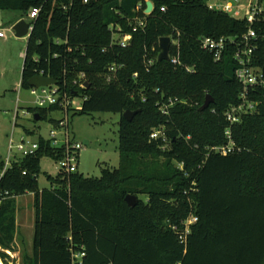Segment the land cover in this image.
<instances>
[{
    "label": "trees",
    "instance_id": "trees-1",
    "mask_svg": "<svg viewBox=\"0 0 264 264\" xmlns=\"http://www.w3.org/2000/svg\"><path fill=\"white\" fill-rule=\"evenodd\" d=\"M150 1L154 10L143 15L135 7L144 0H0V10L19 12L15 21L39 8L26 38L22 89L43 75L81 100L68 108L72 115L120 114L118 169L99 177L57 171L39 189L41 158L58 161L64 148L38 135L37 150L0 176L1 249L13 250L16 197L33 194L31 252L19 264H264V87L247 91L255 110L236 112L234 123L226 118L242 102L235 51L248 25L207 9V0ZM137 16L145 25L132 31ZM117 28L131 34L125 46L113 40ZM253 28L260 64L264 13ZM205 36L226 39L220 60L202 48ZM161 37L177 41L169 60H157ZM207 94L213 101L200 110ZM126 110L138 113L125 120ZM54 111L62 107L27 108L57 127L48 117ZM157 130L162 134L152 138ZM226 130L233 144L221 154L214 148L227 146ZM128 194L137 197L133 207ZM190 215L197 220L182 241ZM7 257L0 251L4 264Z\"/></svg>",
    "mask_w": 264,
    "mask_h": 264
},
{
    "label": "rangeland",
    "instance_id": "rangeland-1",
    "mask_svg": "<svg viewBox=\"0 0 264 264\" xmlns=\"http://www.w3.org/2000/svg\"><path fill=\"white\" fill-rule=\"evenodd\" d=\"M18 16V11L0 10V29L6 35L0 38V159L3 161L8 156L10 141L15 146L21 137L29 141H35L38 135L49 138L51 130H55L56 138L60 139L63 130V128L58 129L48 119L38 120L33 124L32 113L27 112V108L36 107V103L29 90L19 86L26 36L16 37L12 30V25ZM74 101L77 105L81 102L79 98ZM63 116L61 111H54L48 117L57 120ZM119 118V113L112 112H92L81 115H72V111L68 112V130L73 140L82 145L78 151L77 161L74 163L75 172L85 177H99L105 169L119 168L117 133ZM25 128L34 130V134L28 135L24 131ZM17 153L15 149H12L9 154L10 160L18 158ZM58 169L57 161L48 157L41 158L40 174L37 178L38 188H48L50 184L46 174L55 176ZM31 199L30 194L16 197V214L18 216V212L20 213L21 231L17 234L12 251L0 248V251L8 256L7 263L15 260L19 264L23 252H31L34 219ZM0 262L4 264L1 258Z\"/></svg>",
    "mask_w": 264,
    "mask_h": 264
},
{
    "label": "built area",
    "instance_id": "built-area-1",
    "mask_svg": "<svg viewBox=\"0 0 264 264\" xmlns=\"http://www.w3.org/2000/svg\"><path fill=\"white\" fill-rule=\"evenodd\" d=\"M84 3L88 2V0H82ZM146 1L144 0V6L141 3H138L135 7L136 11L142 10L143 15H149L151 13H147L146 9ZM207 9L214 12H221L231 16L232 18L242 19L247 25V31L240 37L239 43L240 46L235 51V58H237L238 63L234 70V75L236 79L242 86V91L240 97L242 102L236 106L231 108L227 114L226 118L230 123H234L238 120L236 112H252L255 110L257 102H253L246 99V94L249 89H255L257 87H264V57L261 59V63H256L258 58L257 55V47L259 43V37L256 30L253 28V24L258 20V17L264 13V0H207L205 3ZM161 11H164V7L160 8ZM39 12V8H32L28 11L25 22L28 23V34L26 38L29 36L32 24L31 20H33ZM136 24L133 26L132 31H136L137 28L143 27L145 25V18L136 17ZM120 29L117 28V32L119 34H113V40L118 42L121 46H125L128 44L131 34H120ZM6 35L2 29H0V38H4ZM263 46H264V35L262 37ZM234 42V40H233ZM171 43L177 44V41L172 40ZM200 43L203 49L211 52L215 61L220 60L226 45V39L223 37L213 38V37H202L200 39ZM173 63L177 62L176 57L171 58ZM115 67L111 66L110 70H114ZM81 87H84V84H80ZM29 92L35 98V103L37 107H46L53 104H58L62 107V113L64 116L58 120L57 128L63 130L61 131V138L57 139V132L55 130H51L49 132V140L52 146L54 147H62L64 148V155L61 159L57 161L59 169L58 171L65 173H73L76 168L74 163L77 161L78 151L82 148V145L73 140L71 133L68 130L67 119H68V108H76L80 107V103L77 105V102L70 100L67 96L66 92H59L57 90L56 85L48 86V87H30ZM163 113L166 112V107L163 108ZM162 134L161 130L154 131L150 136L152 138H156ZM226 137L228 139L227 146L223 147H215L214 150L220 152L221 154H226L231 150L232 141L230 138L229 130L225 132ZM38 148L37 141H29L25 138L21 137L20 141L14 146L12 145V141H10L8 146V156L3 161V168L1 169L0 176L3 172L12 164L14 160L17 158H13L10 160L9 154L12 149H15L19 157L32 155L35 150ZM18 157V158H19ZM197 220L196 216L190 215L183 223L184 231L180 235V239L185 241V235L189 231V226ZM9 254V252H8ZM10 255V254H9ZM84 255L83 252L74 253L72 258L74 260L80 259ZM11 256V255H10ZM7 264H13V262H8ZM14 264H17L15 262Z\"/></svg>",
    "mask_w": 264,
    "mask_h": 264
},
{
    "label": "water",
    "instance_id": "water-1",
    "mask_svg": "<svg viewBox=\"0 0 264 264\" xmlns=\"http://www.w3.org/2000/svg\"><path fill=\"white\" fill-rule=\"evenodd\" d=\"M152 10H153V3L150 0L146 1L145 11L147 13H151ZM12 30L16 37L26 36L28 34V23L25 22L24 19H20L12 25ZM170 44H171V40L169 37H161L159 39L158 42L159 53L157 56L158 61L169 60ZM28 85L30 87H48V86L56 85V82L52 78L45 77L43 75H36L28 80ZM212 101L213 99L211 98V96L207 94L205 96L203 104L200 107V110L206 109L212 103ZM136 113H138V110L135 111L126 110L122 113V117L125 120H131ZM32 117L35 121L40 120V116L37 113H34ZM125 202L128 204V206L133 207L137 203V197L135 195L128 194L125 196Z\"/></svg>",
    "mask_w": 264,
    "mask_h": 264
},
{
    "label": "crops",
    "instance_id": "crops-1",
    "mask_svg": "<svg viewBox=\"0 0 264 264\" xmlns=\"http://www.w3.org/2000/svg\"><path fill=\"white\" fill-rule=\"evenodd\" d=\"M17 21H14V23H16ZM13 23V24H14ZM19 86H20V83H19ZM59 120V119H58ZM1 161H3L2 159H0V163H1ZM1 170V169H0ZM44 188H47V187H44ZM40 189V188H39ZM41 189H43V188H41ZM26 194H30L31 195V197H32V202H33V194L32 193H26ZM26 194H24V195H26ZM33 208V207H32ZM21 212V211H20ZM23 212V211H22ZM25 213V212H24ZM19 215H20V213L18 212V216H17V214H16V234H15V239H14V243H16V237H17V234H18V232L19 231H21V224H19ZM33 217H34V211H33ZM33 221H34V219H33ZM32 228H33V226H32ZM9 252V251H8Z\"/></svg>",
    "mask_w": 264,
    "mask_h": 264
},
{
    "label": "bare ground",
    "instance_id": "bare-ground-1",
    "mask_svg": "<svg viewBox=\"0 0 264 264\" xmlns=\"http://www.w3.org/2000/svg\"><path fill=\"white\" fill-rule=\"evenodd\" d=\"M20 20V19H19ZM0 264H1V262H0Z\"/></svg>",
    "mask_w": 264,
    "mask_h": 264
}]
</instances>
